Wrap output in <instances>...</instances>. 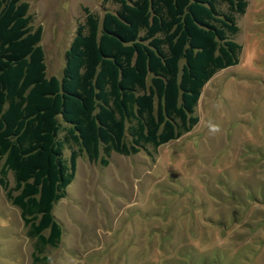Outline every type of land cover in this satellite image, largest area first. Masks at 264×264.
<instances>
[{
	"label": "trees",
	"instance_id": "1",
	"mask_svg": "<svg viewBox=\"0 0 264 264\" xmlns=\"http://www.w3.org/2000/svg\"><path fill=\"white\" fill-rule=\"evenodd\" d=\"M107 2L100 16L82 6L58 77L28 2L0 0V189L32 239L30 264L59 243L52 207L78 157L105 166L178 138L198 122L203 85L238 62L247 0Z\"/></svg>",
	"mask_w": 264,
	"mask_h": 264
},
{
	"label": "rangeland",
	"instance_id": "2",
	"mask_svg": "<svg viewBox=\"0 0 264 264\" xmlns=\"http://www.w3.org/2000/svg\"><path fill=\"white\" fill-rule=\"evenodd\" d=\"M46 75L60 76L82 6L102 0H26ZM238 62L203 85L198 122L157 149L76 160L52 207L61 225L48 264H264V0L236 19ZM64 150V156L68 155ZM11 185V177L8 174ZM32 239L0 189V264H30Z\"/></svg>",
	"mask_w": 264,
	"mask_h": 264
}]
</instances>
